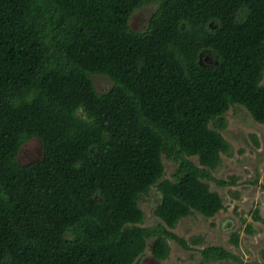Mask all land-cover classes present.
<instances>
[{
    "label": "trees",
    "instance_id": "obj_1",
    "mask_svg": "<svg viewBox=\"0 0 264 264\" xmlns=\"http://www.w3.org/2000/svg\"><path fill=\"white\" fill-rule=\"evenodd\" d=\"M263 75L264 0H0V264H134L148 245L167 258L169 239L193 248L172 228L224 206L207 181L229 184L212 174L229 150L225 113L264 123ZM32 139L41 156L21 164ZM152 188L160 221L144 226Z\"/></svg>",
    "mask_w": 264,
    "mask_h": 264
},
{
    "label": "rangeland",
    "instance_id": "obj_2",
    "mask_svg": "<svg viewBox=\"0 0 264 264\" xmlns=\"http://www.w3.org/2000/svg\"><path fill=\"white\" fill-rule=\"evenodd\" d=\"M149 13V8L136 10L130 17V26L143 29ZM94 83L100 92L108 90L112 84L111 80L101 75L94 77ZM241 108H230L225 113L226 123L221 132L229 143V150L220 153V161L212 171L216 178H223L229 184L220 187L213 181H207L209 188L222 196L224 206L212 216L193 213L177 221L173 232L188 242L193 237L199 240L189 243L193 248L183 249L169 239L167 258L160 261L154 259L148 245L140 260L134 264H264L261 256L264 249V123L253 121ZM41 153L39 141L32 139L21 146L18 161L28 163L40 158ZM174 166L171 160L165 161L166 177L172 178ZM157 195L158 192L152 188L149 195L140 200L144 226L160 221L154 214ZM234 236L237 244L232 242ZM209 245H221L242 261L231 259L205 263L199 249Z\"/></svg>",
    "mask_w": 264,
    "mask_h": 264
},
{
    "label": "water",
    "instance_id": "obj_3",
    "mask_svg": "<svg viewBox=\"0 0 264 264\" xmlns=\"http://www.w3.org/2000/svg\"><path fill=\"white\" fill-rule=\"evenodd\" d=\"M202 54V53H201ZM201 54H200V60H199V62L202 64V65H206V64H209V65H212V62L214 61H212V59L211 58H208V57H206L204 60L202 59V57H201ZM204 54V53H203ZM213 57L215 58V59H217L216 58V56L215 55H213ZM216 62V60L214 61V63Z\"/></svg>",
    "mask_w": 264,
    "mask_h": 264
},
{
    "label": "clouds",
    "instance_id": "obj_4",
    "mask_svg": "<svg viewBox=\"0 0 264 264\" xmlns=\"http://www.w3.org/2000/svg\"><path fill=\"white\" fill-rule=\"evenodd\" d=\"M214 60H216V59H214Z\"/></svg>",
    "mask_w": 264,
    "mask_h": 264
}]
</instances>
